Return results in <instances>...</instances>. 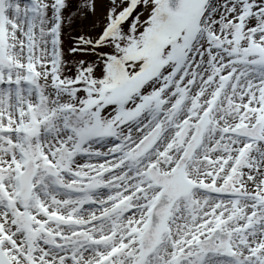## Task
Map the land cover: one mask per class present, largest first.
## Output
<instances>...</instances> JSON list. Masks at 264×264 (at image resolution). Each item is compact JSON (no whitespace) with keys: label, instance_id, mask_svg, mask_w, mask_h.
I'll return each mask as SVG.
<instances>
[{"label":"snow or ice","instance_id":"1","mask_svg":"<svg viewBox=\"0 0 264 264\" xmlns=\"http://www.w3.org/2000/svg\"><path fill=\"white\" fill-rule=\"evenodd\" d=\"M0 264H264V0H0Z\"/></svg>","mask_w":264,"mask_h":264}]
</instances>
